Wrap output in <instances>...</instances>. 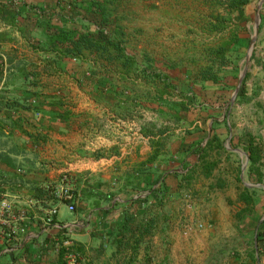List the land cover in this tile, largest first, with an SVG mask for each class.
<instances>
[{"label": "crops", "instance_id": "1", "mask_svg": "<svg viewBox=\"0 0 264 264\" xmlns=\"http://www.w3.org/2000/svg\"><path fill=\"white\" fill-rule=\"evenodd\" d=\"M26 3L41 11L0 1V64L9 67L0 77V200H8L15 215L0 226V264H56L65 242L80 249L78 262L71 253L67 264H125L133 253L135 259L153 258L181 209L183 230L194 239L203 235L199 225H224L210 241L220 259L230 255L234 264H256V235L247 225L255 217L257 192L249 206L238 195L231 212L218 196L220 187L199 184L196 177L205 180L206 174L191 171L197 160L184 151L191 140L176 141L185 135L184 125L158 123L156 116L144 120L141 107H128L126 92L119 95L115 76L103 89V75L81 74L73 61L40 52L48 33L40 26L60 24L51 12L54 0ZM64 173L72 177L75 211L61 204L46 225V212L57 205L49 189ZM161 180L166 191L159 198ZM239 212L243 227L237 226ZM11 225L22 227L14 239L8 237Z\"/></svg>", "mask_w": 264, "mask_h": 264}, {"label": "rangeland", "instance_id": "2", "mask_svg": "<svg viewBox=\"0 0 264 264\" xmlns=\"http://www.w3.org/2000/svg\"><path fill=\"white\" fill-rule=\"evenodd\" d=\"M208 0H109L114 3L112 25L108 31L114 30L115 26L127 31L125 45L130 43L128 54L134 55L139 64L147 66L150 73H157L162 78H168L170 82L176 83L177 89L173 95H179L181 85L189 86L184 97V104L188 112L181 113L182 122H173V118L164 119L159 116L152 106L141 107V114L144 120H152L157 117L158 123L170 122L177 128L184 125L191 128L192 133L199 131L206 132L207 139L216 135L221 141L222 148H212L208 151V162L217 163L211 176L205 180L196 179L199 184L210 183L219 188L218 196H223L231 212L237 211L236 197L238 189L242 186L255 189L257 192L256 211L254 220L247 226L249 230L255 231L259 228L264 219V9L263 4L258 9L261 0H251L244 12L235 15L228 25L227 34L233 31L241 36L242 45L245 49V57L249 52V61L245 57L240 66V72L236 78L230 74H221L229 86L228 90H216L213 86L201 88L196 83L200 70L205 67L206 59L204 50L214 47L221 42L223 35L207 34L204 27L207 21L214 15L222 12V6H216L207 2ZM264 3V2H263ZM113 7V6H111ZM258 15L259 24L255 42L251 46V39L255 36V17ZM108 29V30H107ZM226 33V32H225ZM126 49V48H125ZM74 62V61H73ZM78 71L84 75H103L99 65L94 62H87L84 65L74 62ZM95 65H94V64ZM247 77L244 83L243 95L246 100L237 101V95L241 90L238 86L239 77L245 68ZM62 72H69L62 68ZM35 72V71H27ZM9 73V67L0 64V75ZM244 76V78H245ZM243 78V80H244ZM243 82V81H242ZM5 82L0 81V89ZM238 92L235 95V90ZM142 91H152L151 87L138 88ZM0 93L1 90H0ZM235 95V96H234ZM2 101V98L0 97ZM23 100V99H22ZM1 103V102H0ZM22 105V104H21ZM156 116V117H154ZM171 116V114H170ZM155 120V119H154ZM180 123V124H179ZM212 127L214 130L212 131ZM210 130H207V129ZM179 133V132H178ZM187 135V134H186ZM177 135L176 141H183L184 136ZM204 136V135H203ZM254 139L261 150V162L259 167L263 174V183H258L254 178L246 175L247 156L240 146L248 140ZM206 139V140H207ZM201 168L195 170L199 171ZM198 184V185H199ZM183 195L180 205H183ZM235 201V202H234ZM236 207V208H235ZM75 211V210H74ZM237 226L243 227V220L239 212ZM249 217L253 215L252 208ZM180 217V218H179ZM240 221H242L240 223ZM184 217L182 209L177 218L174 219L167 230V236L159 242V248L154 249L153 258L136 255L138 264H234L233 256H223L221 259L216 252L214 245L210 243L211 235L218 228L221 232L223 226L201 227L202 237L194 239L193 234L184 232ZM246 226V227H247ZM226 228V226H225ZM212 230V231H211ZM227 230V229H226ZM209 234V235H206ZM254 235V236H255ZM236 241V238H235ZM238 243V241H237ZM207 245V246H206ZM263 245V244H262ZM239 246V245H238ZM259 250L262 249L260 246ZM138 258V260H137ZM220 259V261H219ZM253 260V257H252Z\"/></svg>", "mask_w": 264, "mask_h": 264}, {"label": "trees", "instance_id": "3", "mask_svg": "<svg viewBox=\"0 0 264 264\" xmlns=\"http://www.w3.org/2000/svg\"><path fill=\"white\" fill-rule=\"evenodd\" d=\"M216 6H222V12L214 15L207 21L204 32L207 34L223 35L221 42L204 50L206 65L199 72L196 80L201 88L213 86L216 90H228L229 86L221 74H230L232 78L240 72L241 63L245 57V49L242 45V38L234 31L227 34L228 23L232 21L233 16L241 14L244 9L251 4V0H208ZM113 6V7H111ZM22 8L26 11H38L27 3L16 8ZM19 8V9H20ZM264 9V3H263ZM115 11L114 3L109 0H54L52 7L54 16H58L59 25L49 23L42 24L40 27L47 30L46 44L47 48H41L40 52L51 53L59 62L74 61L84 65L87 62H94L101 69L103 77L99 81V86L103 89L109 88L112 83L109 76H115L118 83L121 84L120 96H124V102L128 107L152 106L153 109L164 119L173 118V122L180 121V114L188 112L184 104V97L188 92L190 85H181V92L173 95L177 89L176 83L170 82L168 78H162L157 73H150L147 66L139 64L134 55L127 53L125 49V34L120 27L106 33L104 30L112 25L113 13ZM70 22V25H68ZM108 30V29H107ZM226 32V33H225ZM93 63V64H94ZM94 64V65H95ZM25 73V72H24ZM2 75H0L1 77ZM242 82L241 90L237 95V101L246 100L244 97V83ZM151 87L152 91H142L138 88ZM112 87V86H111ZM171 114V116H170ZM176 124V123H175ZM180 124V123H179ZM177 125V124H176ZM214 128L212 127V131ZM192 133L187 130L185 139L190 138V144L184 151L190 150L193 158H196L197 165H194L191 171L198 168L206 174L207 178L211 176L217 163H209L208 151L212 148L221 149V141L216 135H211L205 142L207 134L203 131ZM165 131H158L161 136ZM204 135V136H203ZM160 140V139H159ZM204 142V145L201 144ZM240 146L247 156L246 175L254 178L258 183H263V174L261 173L259 162H261V150L254 139L248 137V140L241 143ZM157 147L161 149L163 144L157 142ZM155 157V156H154ZM161 180L158 190L153 191L159 198L165 194L166 188ZM239 201L249 206L253 203L255 189H248L244 186L238 189ZM262 242L264 247V220L256 232V243ZM259 250V249H258ZM75 255V263L78 262L80 249L73 245L66 249H60L58 261L56 264H67L66 257L70 254ZM77 255V257H76ZM125 264H136L135 254L125 262Z\"/></svg>", "mask_w": 264, "mask_h": 264}, {"label": "built area", "instance_id": "4", "mask_svg": "<svg viewBox=\"0 0 264 264\" xmlns=\"http://www.w3.org/2000/svg\"><path fill=\"white\" fill-rule=\"evenodd\" d=\"M6 1L9 5L13 7H18L20 5L26 4V0H0ZM50 193L53 199L56 201L57 205L52 206L47 212L44 219L46 225L53 224V218L57 215L59 210V205H65L68 212L73 213L75 210L74 206V193L72 189V177L64 173L61 175L59 180L50 187ZM15 219L13 214V208L11 203L6 199L0 200V226L7 225ZM19 221H22L23 218L20 216ZM201 227L200 225L198 226ZM22 231V227L11 225L9 228L8 237L14 239L18 232ZM69 243L65 242L64 247L68 249ZM71 257V255H69ZM256 264H264V247L257 251V261Z\"/></svg>", "mask_w": 264, "mask_h": 264}, {"label": "water", "instance_id": "5", "mask_svg": "<svg viewBox=\"0 0 264 264\" xmlns=\"http://www.w3.org/2000/svg\"><path fill=\"white\" fill-rule=\"evenodd\" d=\"M263 2H264V0H261V1L259 2L258 9H260V7H261V5L263 4ZM258 24H259V17H258V15H256V17H255V27H254V34H255V36L251 39V46H252V44L255 42L256 34H257V32H258ZM249 54H250V53L248 52L247 55H246V57H245L246 65H247V62L249 61V57H250ZM246 65H245V68L243 69V71H242V73H241V75H240V77H239L238 86L241 85V83H242V81H243V78H244V76H245V73H246ZM237 92H238V87H237V89L235 90V95L237 94ZM235 95H234V96H235ZM260 222H261V221H260Z\"/></svg>", "mask_w": 264, "mask_h": 264}]
</instances>
